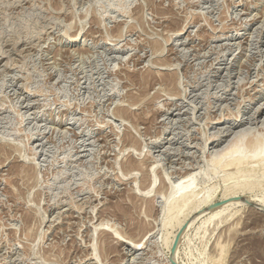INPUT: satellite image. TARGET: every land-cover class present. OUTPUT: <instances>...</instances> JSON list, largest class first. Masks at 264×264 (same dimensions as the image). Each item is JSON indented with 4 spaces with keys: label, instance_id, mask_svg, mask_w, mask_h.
I'll use <instances>...</instances> for the list:
<instances>
[{
    "label": "rangeland",
    "instance_id": "rangeland-1",
    "mask_svg": "<svg viewBox=\"0 0 264 264\" xmlns=\"http://www.w3.org/2000/svg\"><path fill=\"white\" fill-rule=\"evenodd\" d=\"M262 144L264 0H0V264H264Z\"/></svg>",
    "mask_w": 264,
    "mask_h": 264
},
{
    "label": "bare ground",
    "instance_id": "bare-ground-1",
    "mask_svg": "<svg viewBox=\"0 0 264 264\" xmlns=\"http://www.w3.org/2000/svg\"><path fill=\"white\" fill-rule=\"evenodd\" d=\"M178 35V34H177ZM257 106V105H256ZM257 109V108H256ZM232 124V123H231ZM240 124V123H239ZM221 130V129H220ZM218 132V131H217ZM221 133V132H220ZM217 134V133H216ZM217 136V135H216ZM218 138V137H217ZM157 141V140H156ZM156 144V143H155ZM259 147V146H258ZM246 148V147H245ZM244 147L243 148H234V150L232 151L231 150V154L229 153V152H227V153H229L230 155H229V159L226 157V156H228V154H226L225 155V159L227 158V165L228 164H233L235 167H236V172H235V175L233 176V180L231 181L233 184H234V186H236L235 188L233 187V190H232V192H226L225 194H224V199H226L227 197L228 198H230V197H236V195H240V193H237V190L239 191V192H243V190H248L249 188H250V186H247V185H244V184H242V185H237V184H239V183H241V181L243 180V181H248V178H242V179H240L241 178V176L243 175L242 173L245 171V170H254V167L251 165L250 166V163L248 164L249 165V167L250 168H248V169H246V167H248L246 164L245 165H243L244 163H245V161L247 160V158L246 157H243L242 155V149H244V150H247V149H245ZM260 148V147H259ZM259 148H258V150H255V151H257V152H255V154L253 155V158L250 160V161H254V162H260V168L259 169H261V172L262 173H264V145L262 144V146H261V148H260V150H259ZM243 150V151H244ZM241 151V152H240ZM236 152H239V153H237L236 155H233V154H235ZM233 153V154H232ZM241 153V154H240ZM263 154V155H262ZM234 156V157H233ZM245 156V155H244ZM258 157H259V159H258ZM246 158V159H245ZM222 160H223V158L221 159V160H219L218 161V163H217V165L218 166H222V164H224L223 162H222ZM247 162V161H246ZM253 162V163H254ZM243 163V164H242ZM226 164V163H225ZM233 165H231L232 167H233ZM241 165H242V167H241ZM220 166V167H221ZM186 178V177H185ZM239 179H240V181H239ZM178 181V180H177ZM184 181H186V180H184ZM150 182L152 183V181H151V179H150ZM174 183H176V182H174ZM180 183V182H179ZM184 183V182H183ZM182 183H180V186H182L181 185ZM252 184H254V181H253V183ZM151 185V184H150ZM184 185V184H183ZM149 186V185H148ZM173 187H174V185H173ZM183 187V186H182ZM149 189V188H148ZM174 190V189H173ZM230 191V190H229ZM146 193V192H145ZM170 196L168 197L169 199H168V202L169 203H171L174 199H175V194H174V191L172 192V194L170 193L169 194ZM153 196V195H152ZM210 195H208V196H206L205 198H203V200H201V202H200V204L202 205V206H204L203 208L205 209V210H209V209H207V208H210V205L209 204H207V202L210 200ZM192 195H190V194H187V195H184L183 196V201H184V204H182V206H180L179 208H178V210H176L175 212H174V214H171L170 215V217L169 218H167V225L169 224H171V226H173V227H175L176 226V230H178L179 229V227L184 223V221L188 218V212L191 210H193V209H195V208H197L198 206H200V205H196L195 203H193V201H192ZM241 198V197H240ZM239 198V200H238V198H236L237 200H231L232 202H230L232 205L234 204H239V203H241V202H243V198L242 199H240ZM246 199V198H245ZM228 200V199H227ZM230 204V205H231ZM259 208V210H261L262 208H264V203H262V204H260L259 206H258ZM212 208V207H211ZM202 209V208H201ZM203 210V209H202ZM263 210V209H262ZM199 211V210H198ZM201 211V210H200ZM197 212V213H200L201 214V212H203V211H201V212ZM193 212V211H192ZM191 212V213H192ZM196 212V211H195ZM67 214V213H66ZM196 214V213H195ZM71 215V214H70ZM197 215V214H196ZM194 216V215H193ZM191 219H189L188 221H193L194 220V218H192V217H190ZM67 219V218H66ZM193 219V220H192ZM66 222H68V221H66ZM61 223V222H60ZM187 223H189V222H187ZM185 225V224H184ZM186 226V225H185ZM187 227V226H186ZM182 231V230H181ZM185 231V230H184ZM183 232V231H182ZM152 235V234H151ZM117 236V235H116ZM119 236V235H118ZM119 238V237H118ZM142 238V237H141ZM115 239V238H114ZM139 240V239H138ZM142 240V239H141ZM119 241L121 242V245L122 246H130L132 243L131 242H129V240L127 239V237H126V239L125 238H119ZM143 241H139V242H137L136 244H133V247H131L130 248V250L131 249H134V250H137L138 251V249H139V245L142 243ZM131 243V244H130ZM128 244H130V245H128ZM141 246V245H140ZM128 248V247H127ZM129 250V249H128ZM137 251H136V253H137ZM176 252H174V254H173V257H175V254ZM124 254V253H123ZM177 260V259H176ZM175 260V261H176ZM170 262V261H169Z\"/></svg>",
    "mask_w": 264,
    "mask_h": 264
},
{
    "label": "water",
    "instance_id": "water-1",
    "mask_svg": "<svg viewBox=\"0 0 264 264\" xmlns=\"http://www.w3.org/2000/svg\"><path fill=\"white\" fill-rule=\"evenodd\" d=\"M178 237H179V234L178 236L176 237V240L174 241L172 247H171V251H170V261L172 264H177L176 261H174L172 258H173V254L175 252V249H176V245H177V240H178Z\"/></svg>",
    "mask_w": 264,
    "mask_h": 264
}]
</instances>
